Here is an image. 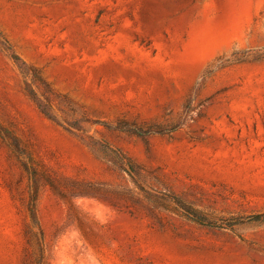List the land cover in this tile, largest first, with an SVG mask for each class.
Masks as SVG:
<instances>
[{
	"label": "rangeland",
	"instance_id": "1",
	"mask_svg": "<svg viewBox=\"0 0 264 264\" xmlns=\"http://www.w3.org/2000/svg\"><path fill=\"white\" fill-rule=\"evenodd\" d=\"M0 264H264V0H0Z\"/></svg>",
	"mask_w": 264,
	"mask_h": 264
},
{
	"label": "trees",
	"instance_id": "2",
	"mask_svg": "<svg viewBox=\"0 0 264 264\" xmlns=\"http://www.w3.org/2000/svg\"><path fill=\"white\" fill-rule=\"evenodd\" d=\"M36 200H37V194H35L33 196L32 206H31L30 211H31V216H32L33 220L37 223L38 220H37Z\"/></svg>",
	"mask_w": 264,
	"mask_h": 264
}]
</instances>
